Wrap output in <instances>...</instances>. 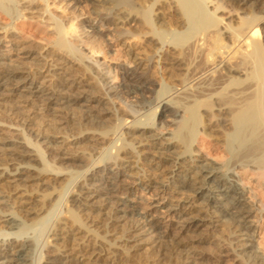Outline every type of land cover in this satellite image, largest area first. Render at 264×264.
<instances>
[{
  "label": "bare ground",
  "instance_id": "obj_1",
  "mask_svg": "<svg viewBox=\"0 0 264 264\" xmlns=\"http://www.w3.org/2000/svg\"><path fill=\"white\" fill-rule=\"evenodd\" d=\"M61 1L70 22L45 26L69 39L74 50L70 45L64 51L63 45H44L36 53L24 51V59L38 60L31 72L12 67L0 52V105L19 124H0V264H86L81 260L84 255H69L65 244L102 261L99 251L113 252L116 240L132 249L147 242L145 237L151 239L152 247L175 255L179 264L189 263L192 248L177 240L165 241L158 215L148 219L153 213L175 216L176 226L186 232L221 228L230 234L229 245L236 257L264 264V243L254 245L250 226L255 213H264V0H117L118 5L115 0ZM33 2L43 3L41 16L46 14L53 21L48 0H26L25 10H32ZM183 9L190 24L188 33L181 31L186 22ZM22 10L12 11L10 25L0 27V35L13 33L11 23L25 18ZM178 35L185 37L176 44L170 42V37ZM113 51L118 62L105 71L109 64L105 57ZM71 62L93 76L105 98L87 95L84 87L89 83L79 81L85 73L66 72ZM254 69L253 85L221 96L225 84L243 81ZM159 78L169 94L158 100L150 118L128 122L116 116L121 129L131 135L121 138L106 133L105 116L112 112L96 106L109 102L112 107L128 84L143 83L140 97L146 100L144 94L153 95ZM181 100L197 107L198 119L204 122L201 129L210 131L215 142L203 132L185 137L166 130L167 115L175 118L170 121L174 126L176 118H181L184 108L177 106ZM137 101L121 104L122 113L132 115ZM205 101L210 104L203 105ZM249 108L254 109L253 121ZM37 113L64 127L66 133H29L25 126ZM229 130L233 131L227 138L224 133ZM23 133L33 144L19 135ZM199 146H207L210 153L219 151L226 162H213ZM42 154L53 164L46 165ZM85 157L91 161L80 174L71 169ZM241 171L252 174L254 182L245 183ZM153 175L160 180L156 182ZM63 177L71 184L61 187ZM125 180L146 195L157 192L149 195L153 213L137 210ZM29 187L36 188L34 194H27ZM19 194L27 199L17 203H25L21 210H15L12 199ZM62 200L65 216L50 229L43 246L49 254L35 260L28 233L44 225L48 217H57L56 206Z\"/></svg>",
  "mask_w": 264,
  "mask_h": 264
},
{
  "label": "rangeland",
  "instance_id": "obj_2",
  "mask_svg": "<svg viewBox=\"0 0 264 264\" xmlns=\"http://www.w3.org/2000/svg\"><path fill=\"white\" fill-rule=\"evenodd\" d=\"M7 1V2H6ZM16 1V0H15ZM42 0H40L41 2ZM51 1V2H50ZM53 1V2H52ZM149 2L152 0H148ZM17 2V3H16ZM13 3L11 0H0V8H5L6 11V15L3 16V14H1L0 11V27H4V26H8L10 25V20L9 17L13 16L17 11L19 10H24V14H25V18L22 20H18L16 23L12 24L11 23V27H12V31L13 33L8 34L6 37L0 35V43H2V46L0 47V52L2 53V55L6 56L9 61L11 62L10 64L12 65V67H17L21 68L22 70H24V72H30L33 71V68H35L36 63H38V60H31V59H24V53L25 52H37L41 47H43L44 45H49L51 47L53 46H60L63 45L64 47H62V50H67L68 46L70 45V40L66 39V37H63V35L61 34H54L52 33L53 31H49L46 28V24L45 23H50V22H54L58 23V27H60L62 24L64 23H69V15L66 14V12H64V5L62 3L61 0H48L47 5L50 6L49 9V14L50 17H52L53 21L48 20V18H46V14L42 15L43 10L45 9L43 3H36L33 2L32 3V10H25L26 8V0H17ZM115 5H118L116 3H118L117 0L114 1ZM53 3V4H52ZM9 4V5H8ZM51 4V5H50ZM263 6H260V8H262ZM3 8V9H4ZM22 10V11H23ZM14 14H13V12ZM182 13L185 15L187 13L186 10L183 9ZM186 19H185V28H183L181 31L187 32L185 31L186 28H188V26L190 25L188 23V19H187V14L185 15ZM42 17V21L40 20ZM64 17V20H62V18ZM83 17H85V19H87V15H84ZM82 17V18H83ZM57 19V21H56ZM188 20V21H187ZM206 25L208 24L209 26L211 25V22L209 19H206ZM94 24L96 25V22H94ZM71 25V24H69ZM53 27V26H52ZM51 27V28H52ZM190 31V30H189ZM185 37V35H178V36H172L169 38L170 42H172L173 44H176L180 39H183ZM66 40V41H65ZM62 42V43H61ZM69 42V44H68ZM68 45V46H65ZM71 46V45H70ZM70 50H74V48L71 46L69 47ZM68 49V50H69ZM36 50V51H35ZM25 51V52H24ZM0 53V54H1ZM109 64L104 67L105 71L110 70V66H113V64L118 62V54L116 51L110 52L108 55H106L105 57ZM8 63V62H7ZM73 63V64H71ZM69 64H66L67 68L66 72L70 73V74H76L78 75L80 72L85 73L86 76L83 77V80H79L82 81V83H86L88 85H86L84 87V90H86L88 93L87 95H93L92 97L95 98H105L103 96V92L100 91V88H98L97 84H95V80H93V76L89 74H87V72L84 71V67L81 65H78L74 62H71ZM74 65V66H73ZM73 66V67H72ZM256 68V67H255ZM76 69V70H75ZM114 73H112L110 75V82H112V77ZM257 74V69H254L252 72L249 71V74L247 75L246 79L243 78L241 80V82H234V83H227L224 86V89L221 91V96L225 95V96H229L231 94H234L236 92L242 91L243 89H246L248 87H250L251 85H253L255 83V77ZM80 75V74H79ZM255 75V76H254ZM87 80V81H86ZM254 82V83H253ZM118 84L117 81H114L113 84ZM158 85L156 86V88L154 89L153 95L149 96V95H145L146 100H142L140 95H142V93H140V88L141 87L143 90L145 88V85L143 83L139 84V85H134V84H128L125 86V88L122 90V93L118 94L119 96L115 98V104L111 107V104L108 102L106 104H99L96 107L97 108H102V109H108V111L111 113V115H107L105 117H107V121L105 122V126H104V131L106 133L109 134H113L114 136H118L121 135L123 138L124 135L126 134L131 135L130 131L128 130H123L121 129L120 125H118V122L116 121L117 118H127L128 122H132L133 120H145L146 116L147 118H150L149 115L153 114L158 106V100L162 97L168 96V92L169 91L168 87L165 84L164 81H162L160 78L158 79ZM94 85V86H93ZM130 85V86H129ZM142 85V86H141ZM93 86V87H92ZM168 88V89H167ZM99 90V91H98ZM143 90H141V92H143ZM224 91V92H223ZM125 93V96H124ZM123 94V95H122ZM223 94V95H222ZM139 95V96H138ZM90 96V97H91ZM137 96V98L135 97ZM223 96V97H225ZM135 97V98H134ZM98 99V100H99ZM135 100L139 101V104L136 103V106L134 111L135 112H131L130 116H128L126 113H122L121 110H123V108L120 106L122 104V106L126 103H133L135 102ZM137 101V102H138ZM179 104L177 105L178 107H182V109L185 111L181 112L180 117L181 118H176L177 120V124L171 125V122L173 119V117H170V115H167V118L165 119L166 121V130H175V133L178 134V132H180L178 135L179 136H184L185 137L187 135H191L192 133H194L195 131L199 132V134L201 132H203L206 135H211L210 131L206 130L204 127V122L199 118V113L196 106H194L193 104H189V103H185L182 100L178 101ZM151 103V104H150ZM181 103V104H180ZM185 103V104H184ZM11 104V103H10ZM118 104V105H117ZM150 104V105H149ZM184 104V105H183ZM203 105H209L210 101H205L202 103ZM103 105V106H102ZM182 105V106H181ZM116 106V107H115ZM124 107V106H123ZM7 107L4 105H0V124H4L7 126H12L14 125V127H17L19 124L15 123V121H13V119H11L12 117L7 116L8 114L5 113ZM33 108L38 109L37 106H33ZM114 108V109H113ZM112 109V111H111ZM4 110V111H3ZM113 110H118L116 114H114ZM120 110V111H119ZM161 107L158 108V111L160 112ZM251 110V111H250ZM248 113L250 114V117H252V121L255 118V114H254V109L253 108H249ZM159 114V113H158ZM157 114V116H158ZM117 116V118H116ZM198 116V117H197ZM158 118V117H157ZM109 119V120H108ZM179 119V120H178ZM184 119V120H183ZM200 120V121H199ZM182 121V122H180ZM200 123V125H199ZM30 126L26 127V130H31L33 133L35 134H48V133H59V134H64L66 133V129H64V127L62 126H58L54 121H50V118H47L43 113H37V114H33L32 115V119L29 122ZM198 125V126H197ZM127 126H129L127 124ZM259 125H256V127ZM184 127V128H183ZM231 127H234L233 125H231ZM257 130L259 131V133L261 132V128H259ZM3 129V131H6L5 128H1ZM182 129V130H181ZM233 130H229L226 131L224 134L225 137L227 136V138H229L230 134L232 133ZM30 133V131H28ZM31 132V133H32ZM18 133V132H16ZM20 133V132H19ZM182 133V134H181ZM21 136H23V138L25 139H29V142L31 144H33L31 141V139L28 137V135H26L25 133L19 134ZM211 139L215 142V137L213 135H211ZM28 137V138H27ZM200 135H198L197 137H194L193 140V144L197 143V141L199 140ZM201 140V139H200ZM199 151L202 154H206L205 156L209 159H211L213 162L215 161V163H219L221 165V163H225L226 162V157L223 158L224 156H221L218 153H210L208 152L209 149L207 148V146L202 147L199 146ZM210 153V154H208ZM104 156L106 158H110L111 155L108 153H104ZM223 159H222V158ZM42 161L44 163H46V165H50L53 164V161L49 160L44 154H42ZM91 161L90 157H85L83 159H80L76 162L73 163L74 167L71 168L74 171H76L77 173L80 174V172H82L86 167H88L89 163ZM142 168L144 170H147V167L142 166ZM244 173V171H241V173ZM242 173V179L245 183H248V185L252 184L254 182V176L251 174H248V172L244 173L245 175H243ZM83 175V174H81ZM80 176V175H79ZM155 176V177H153ZM152 178L156 181L160 180V176L158 175H153ZM157 176V177H156ZM252 176V177H251ZM251 179V180H250ZM60 186L62 187L65 184H71L67 181L68 179L66 177H63L60 179ZM156 181V182H157ZM251 181V182H250ZM125 186L126 188H128L129 190H131V194L129 195V198L133 200L135 207L137 208V210H139V212L145 213V212H149V213H153L151 211L152 206L150 205L151 203V199L149 198V195H156L157 192L151 191L149 194H145L139 191V187L132 185V181L131 180H125ZM4 183H2L3 185ZM2 188V187H1ZM248 190V188H246ZM36 191L35 187H29L27 189V194H34ZM259 192H261V190L259 189ZM22 194V193H20ZM17 195V197H13V201L12 204L13 208H15V210H21V207H23V205H19L18 206V202H24L27 198H25L23 195V197H18L20 196ZM53 205V204H52ZM151 206V207H150ZM52 207V206H51ZM50 207V208H51ZM56 215L57 217H55L53 220H50L49 217L48 219H46V222L44 223V225L42 226H38L37 228L32 229L31 231H29L28 233V237L32 238V241L34 243V247H35V253H34V258L35 260L37 259V257L40 254H49L48 251H46V248L43 247L44 243H46V237L48 235V232L50 231V229H52L53 227L57 226V222H59L60 220L63 219V217L65 216V211H66V205L64 203V200L58 202V205L56 206ZM14 210V211H15ZM21 215V214H20ZM157 216V218H159V223H160V232L162 234L167 235L165 241H175L177 240V242L179 241L181 244L189 246L190 251L193 250V253H190V259L187 260V264H250L247 261H245V259L243 258H238L235 256V254L232 251L231 246L233 245H229L230 241H231V236L228 232H222L221 228H202L199 232L200 233H195L192 231H187L186 230H180V228L176 225H178L176 222L177 218L175 216H171L168 215L165 217V215H159V214H155L153 213V215H151L150 217L148 216V219H151L154 216ZM254 218H252V221L250 223L251 226V231L253 232V243L255 246H257L258 242L259 243H264V213H260L259 215L257 213L254 214L253 216ZM257 221V222H256ZM93 230V228H92ZM96 230H94L95 232ZM251 232V233H252ZM119 235H116V238H118ZM2 239V237H0V240ZM148 239V240H147ZM173 239V240H172ZM144 240H147V242L134 247L132 249H128L125 245V243H121L119 242V240L115 241V245L117 247V249L112 250L113 252H111L110 250L108 251L105 246L103 245L102 247L106 249V251H99V248L95 247L97 245H93L92 247H95L97 250L99 251V254L101 255V260L102 261H94V259H92V256L90 255V253L87 252H82L81 251H72V246L70 247L69 244H65L66 249H69L70 251L68 252L69 255L73 256L74 254H77V256L80 255H84L83 258H81V260H83L84 263L86 264H177L179 261L178 259L175 257V255H172V253L162 250L161 249H157V247H152V245H150L151 243V239H149V237H145ZM196 240H198L196 242ZM196 245V247H195ZM184 249V247L182 248ZM188 250V249H185ZM184 250V252H185ZM262 250V249H261ZM195 253V254H194ZM238 258V259H237ZM92 261V262H91ZM181 262H183V259H181ZM186 262V261H185ZM244 262V263H242ZM179 264V263H178Z\"/></svg>",
  "mask_w": 264,
  "mask_h": 264
}]
</instances>
